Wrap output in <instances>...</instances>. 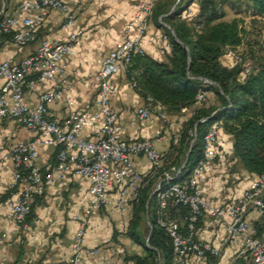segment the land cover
Masks as SVG:
<instances>
[{
    "label": "built area",
    "instance_id": "1",
    "mask_svg": "<svg viewBox=\"0 0 264 264\" xmlns=\"http://www.w3.org/2000/svg\"><path fill=\"white\" fill-rule=\"evenodd\" d=\"M73 0H19L17 8H11L8 0H0V49L6 41L24 47L38 39L41 26L51 10L56 9L64 16L68 34L61 37L40 39L36 50L22 59L0 55V77L4 83L0 88V124L5 118L15 119L32 133L27 139L10 144L0 139V168L8 161L14 167L10 193L5 199L8 216L14 223V233L25 235L31 227L29 215L33 203L42 196L48 186L67 188L72 177L85 178L88 187L84 191L85 205L75 213L78 222L72 242V255L68 264H84L87 255L101 254L99 246L87 242L91 219L103 208H115L124 219L142 189L149 183L150 175L160 171L153 193L158 205V223L171 237L173 243V264H189L194 256L201 262L222 254V246L200 239L198 223L208 214L221 221L225 230L223 242L237 239L239 256L254 264H264V231L258 234L248 215L255 212L264 218V173L252 180L243 194L230 203L217 204L208 199L204 184L212 173L219 146L223 143L220 121L212 124L205 135L204 157L193 167L189 175L180 181L172 180L182 167L170 165L165 168L162 151L152 138L127 137L126 127L120 121L112 100L121 91L118 77L127 72L136 53H145V44L153 43L150 37V22L159 0H137L133 4V15L123 27V40L113 49L101 51L99 68L94 77L97 93L93 105L85 110L73 107L74 100L67 95L71 88L61 78L67 70L65 58L74 54L75 47L83 33L76 26V13L71 6ZM180 0H178L179 2ZM191 4L182 17L191 20L196 14ZM159 16V21L165 23ZM259 18H263L260 17ZM163 50L172 46L170 38L164 37ZM264 49V37L261 39ZM235 63L243 66L244 73L254 70L237 47H229L225 53ZM205 84H218L201 77ZM49 87L39 92L33 104L28 94L37 89L39 83ZM130 85L138 88L136 78H130ZM210 91L201 89L193 108L184 107L182 112H195V108L208 100ZM65 100L70 110L63 122L49 116V105L53 101ZM215 112V111H214ZM156 118L164 124L169 121L166 106L147 95L144 103L136 110L133 123L152 122ZM202 117L201 121H205ZM90 133L86 134V130ZM164 126L156 131V138L162 136ZM195 139L196 129L190 130ZM57 150L56 162L42 161V150ZM137 155H144L151 171L144 173L135 162ZM167 183L166 185H164ZM183 205L188 208L185 221L173 217L170 206ZM148 218V217H147ZM149 221V219H148ZM8 233H2L1 240ZM1 264H7L5 260Z\"/></svg>",
    "mask_w": 264,
    "mask_h": 264
},
{
    "label": "crops",
    "instance_id": "2",
    "mask_svg": "<svg viewBox=\"0 0 264 264\" xmlns=\"http://www.w3.org/2000/svg\"><path fill=\"white\" fill-rule=\"evenodd\" d=\"M135 1L137 0H73L71 2L76 13V26L81 28L83 33L75 47L74 54L65 58L67 70L61 78L66 79L71 87L67 95L74 100V108L85 110L93 105L98 87L94 75L99 68L100 52L115 48L123 40V27L133 15ZM18 2L19 0L11 1V8L15 10ZM193 5L197 9V6ZM63 22V14L56 9L51 10L41 26L36 41L24 47L17 46L12 41H6L1 46L0 55L22 59L36 50L40 39L56 38L68 34L70 28L64 26ZM149 33L154 42L146 43L145 51L154 58L164 59L166 52L162 46L165 42L164 37L169 36L163 31L154 15L150 22ZM224 61L223 56L222 62ZM118 80L121 91L113 98L112 106L126 127L125 135L152 138L164 155L169 150L171 139L179 134L183 115H170L166 124L158 118L152 122L133 123L132 119L137 108L144 103L145 96L140 89L131 87L127 72H122ZM3 83L0 77V88ZM49 86L47 82L39 83L36 86L37 89L28 94L30 101L35 104L39 92ZM208 104H220L219 97L213 90L210 91ZM69 110L70 106L64 99L53 101L49 105V116L63 122ZM161 126H164L162 136L156 138V131ZM90 132V129H87L85 133ZM31 136L32 133L26 131L15 119L5 118L0 124V139L10 144ZM222 139L225 154L230 157L232 137L223 131ZM54 151L52 147L43 149L42 161L50 162ZM223 154L215 160L213 171L204 184L206 197L217 204L230 203L240 197L250 182L257 177L256 174L238 165V172L242 171L246 178L238 183V188H233L229 183V171L235 165L233 166L229 157L226 159ZM135 162L144 173L151 171V165L144 155H137ZM13 172L14 167L11 161L0 168V264L2 260H5L7 264H68L78 225L74 215L85 205L84 191L88 187L87 179L72 177L67 188L48 186L36 203L30 230L20 236L14 233V223L8 216V208L5 204V195L9 191ZM238 179H240L239 176ZM132 211L133 208L130 209L124 221L131 219ZM114 216L123 220L116 209H114ZM248 218L257 230L264 227L263 217L257 213L250 212ZM99 219V214L91 219L87 242L92 246H99L101 254L87 255L84 264H133L131 260H126V247L123 245L125 239L119 237L120 241H116L111 234H105L101 230ZM181 221L184 222L182 219ZM5 232L8 236L2 241L1 235ZM197 235L206 242L221 245L222 254L218 257H211L208 262H201L192 256L189 264H254L239 256L240 245L237 239L233 238L223 242L225 230L219 219L205 214L199 222Z\"/></svg>",
    "mask_w": 264,
    "mask_h": 264
},
{
    "label": "trees",
    "instance_id": "3",
    "mask_svg": "<svg viewBox=\"0 0 264 264\" xmlns=\"http://www.w3.org/2000/svg\"><path fill=\"white\" fill-rule=\"evenodd\" d=\"M195 1L198 2L196 14L191 20L184 19L183 11ZM225 5H235L233 8L237 10V15L231 20L225 19ZM158 10H154L158 24H162L158 19L162 16L163 21L171 27L166 34L172 46L166 50V57L162 60L147 52L136 53L127 75L136 78L137 89L145 97L150 94L162 102L170 115H183L179 134L171 139L169 150L163 155L166 162L164 167H182L187 158L189 161L172 182L186 178L204 157L205 135L216 121L221 122L222 132L232 137V153L230 157L226 156L225 145L222 143L215 160L224 153L232 165L238 164L257 176L263 174L264 57L258 60L249 74L244 73L242 64L239 66L236 63L232 67L225 65L222 57L229 47L244 44L252 26L264 20L259 18L264 16V0H180L169 12L163 8ZM242 12L251 18L249 23H246L245 17L239 16ZM201 77L215 81L218 86L205 84ZM201 89L215 91L220 104H208V98L195 108L194 113L182 112L184 107H194ZM202 117H206V120L201 121ZM194 128L195 139L190 134ZM56 154L57 150L49 162L51 165L56 162ZM160 172L150 175L149 183L133 205V218L126 235L143 249L142 253L135 252L126 256L133 264H173L172 239L158 223V200L156 193H153ZM9 193L10 190L5 199ZM40 197L32 205L28 218L30 222ZM169 212L173 217L185 221L188 208L172 205ZM144 216L148 217L152 230L149 240L144 237L141 226ZM263 231L264 227L257 230L258 234Z\"/></svg>",
    "mask_w": 264,
    "mask_h": 264
},
{
    "label": "rangeland",
    "instance_id": "4",
    "mask_svg": "<svg viewBox=\"0 0 264 264\" xmlns=\"http://www.w3.org/2000/svg\"><path fill=\"white\" fill-rule=\"evenodd\" d=\"M8 1L11 2V1H16V0H8ZM177 3H178V0H159L157 3L158 5H156L155 8L156 10L163 8L164 11L169 12L170 10H173V8L175 7ZM193 4H195L198 8L197 1H195ZM233 7L235 8V5L233 6L225 5L224 9L226 12V16H225L226 20H231L237 15L236 11L238 10L237 8L238 4H236L237 10L234 9ZM244 9H245V6L243 5L242 10ZM154 16H156L157 18L156 13L154 14ZM239 16L245 17L246 23H249L251 21V18L245 12H242ZM160 26L162 27L165 33H168L167 31H170V29L165 23L160 24ZM263 37H264V20H261V21H258L256 24H254V26H252V29L249 33V38L246 39L244 44L237 47L238 50L243 53L245 60L251 63L253 67L257 65L258 60L261 57H264V49L261 46V39ZM224 57H225V61H224L225 65L231 66V67L234 65H237L231 57L227 56L226 54H224ZM238 65L241 66L240 63H238ZM230 170L231 171L228 170L230 172L229 183L231 184L233 188L234 187L238 188V183L240 181H244L246 176L242 173V171L239 170L238 172V164H235V166L232 167ZM238 176L240 177V179H238ZM114 209L115 208H111V209L103 208L98 213L100 215V219L98 221H99L101 230L104 231L105 234L107 233L111 234L113 237L115 234L114 238L116 239V241H120L119 237L125 239V242L123 245L126 247L125 248L126 249L125 253H127L126 256L131 255L135 252L142 253L143 251L142 247L138 245L137 243H135L132 239H130L126 235L127 229L130 225V222L133 216L131 217L130 220L124 221V219L122 220L121 218H116L114 216ZM141 226L143 229V235L144 237L147 238L151 231V226H150L149 221L147 220V216H144V218L141 219Z\"/></svg>",
    "mask_w": 264,
    "mask_h": 264
},
{
    "label": "water",
    "instance_id": "5",
    "mask_svg": "<svg viewBox=\"0 0 264 264\" xmlns=\"http://www.w3.org/2000/svg\"><path fill=\"white\" fill-rule=\"evenodd\" d=\"M165 24L168 26V28L171 29V27L166 22H165ZM172 32H173V34H175L173 30H172ZM188 161H189V159L187 158L186 161H185V163H184V165H183V168L187 165ZM147 220H148V218H147ZM151 232H152V230L149 233L148 240L150 239Z\"/></svg>",
    "mask_w": 264,
    "mask_h": 264
}]
</instances>
